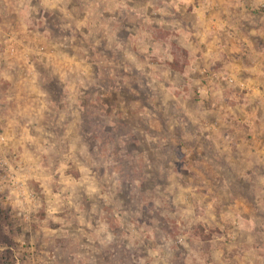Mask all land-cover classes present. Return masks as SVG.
<instances>
[{"label": "rangeland", "instance_id": "obj_1", "mask_svg": "<svg viewBox=\"0 0 264 264\" xmlns=\"http://www.w3.org/2000/svg\"><path fill=\"white\" fill-rule=\"evenodd\" d=\"M234 20L264 0H0V264H264Z\"/></svg>", "mask_w": 264, "mask_h": 264}, {"label": "crops", "instance_id": "obj_2", "mask_svg": "<svg viewBox=\"0 0 264 264\" xmlns=\"http://www.w3.org/2000/svg\"><path fill=\"white\" fill-rule=\"evenodd\" d=\"M239 22H240L239 20H234L232 23H230L234 27L229 31V33H231V35H233V36L237 35V33H239V32H242V34H243L242 37L240 36V34L238 37H239L240 41L243 43L244 52L242 54H244V55L238 56L239 53H237V51H236V53H234L235 56L233 57V59L236 60V61L233 60L234 64L236 65V63H239L240 59L243 60L244 63H245V61H247V66H243V69L245 70L247 75L248 74L249 75H251V74H262V75H264V31L262 30V34L260 32L257 36H254L255 32L253 31V29H252L253 32L251 31L250 26H246V24H245L246 22L245 23H244V21H243V23H241V22L239 23ZM249 28H250V31H247ZM218 29L220 30V28H218ZM259 36H262L263 40L259 42V45H260V43H261V45L257 46L256 41H257V37H259ZM254 37H256V38H254ZM205 55L206 54H203V56H205ZM199 56L200 55H198V57L196 58L195 61L199 62V59H202L204 62L206 60L204 57L200 58ZM236 66L238 67L239 65H236ZM258 79H259V81H257L256 79H247V84H248V86H250L251 94H253L256 91L255 88H257L259 86L257 83L263 82V84H264V79H260L259 77H258ZM260 87L262 89H264V85H262ZM260 120H264V119L262 117H260ZM252 138L254 139V136H252ZM253 139L251 141L255 140V139L254 140ZM259 139L262 140V142L264 143V134L259 133ZM252 150H254V149H252ZM252 150H249V152L251 151V153L249 155L252 154ZM261 152L264 154V144L262 146ZM251 158L249 159L250 162L248 161V163L246 165L247 170H250V171L254 170L256 172L259 170L261 171L264 163H259V166H257L256 163H252ZM236 168H237L236 164L230 163V169H236ZM249 174H251V173H249ZM234 175L238 176L237 173H235ZM249 179L250 180L253 179L254 181H257L255 176H252V175H249ZM258 180L260 183L264 182V178H262L261 176L258 178ZM262 194H264V193H262ZM262 200H264V195H263V197H261V196L259 197V201H262Z\"/></svg>", "mask_w": 264, "mask_h": 264}, {"label": "built area", "instance_id": "obj_3", "mask_svg": "<svg viewBox=\"0 0 264 264\" xmlns=\"http://www.w3.org/2000/svg\"><path fill=\"white\" fill-rule=\"evenodd\" d=\"M15 37H12L11 35L9 37H6V42H8L7 46H6V49H7V52L10 54V56H13L14 54L16 55V52H19L17 51L18 49L14 46L13 42L16 41L14 40ZM227 82L228 84H233V79L232 78H229L227 79ZM246 82H239L237 85V87L239 88V90H249L247 89L246 87ZM264 100V98H263Z\"/></svg>", "mask_w": 264, "mask_h": 264}, {"label": "trees", "instance_id": "obj_4", "mask_svg": "<svg viewBox=\"0 0 264 264\" xmlns=\"http://www.w3.org/2000/svg\"><path fill=\"white\" fill-rule=\"evenodd\" d=\"M172 48L176 51V52H179L180 55L182 56H185L184 55V51L176 48L174 45H172ZM184 66V64L182 63H179V57L176 56L175 53H173V61L171 63H168V67L173 70V71H181L182 70V67Z\"/></svg>", "mask_w": 264, "mask_h": 264}]
</instances>
